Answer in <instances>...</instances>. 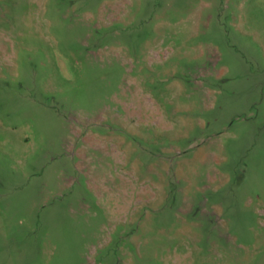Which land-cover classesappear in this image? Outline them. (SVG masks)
<instances>
[{"label":"rangeland","instance_id":"obj_1","mask_svg":"<svg viewBox=\"0 0 264 264\" xmlns=\"http://www.w3.org/2000/svg\"><path fill=\"white\" fill-rule=\"evenodd\" d=\"M0 264H264V0H0Z\"/></svg>","mask_w":264,"mask_h":264}]
</instances>
